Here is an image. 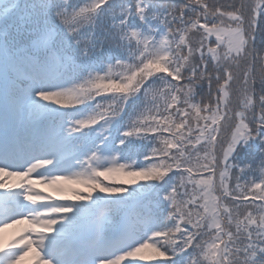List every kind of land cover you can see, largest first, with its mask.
I'll list each match as a JSON object with an SVG mask.
<instances>
[{"label":"snow or ice","instance_id":"1","mask_svg":"<svg viewBox=\"0 0 264 264\" xmlns=\"http://www.w3.org/2000/svg\"><path fill=\"white\" fill-rule=\"evenodd\" d=\"M258 34L264 0H0V264H264Z\"/></svg>","mask_w":264,"mask_h":264},{"label":"trees","instance_id":"2","mask_svg":"<svg viewBox=\"0 0 264 264\" xmlns=\"http://www.w3.org/2000/svg\"><path fill=\"white\" fill-rule=\"evenodd\" d=\"M209 2L211 3V2H213V0H209ZM230 2H233V0H220V3H224V4H227V3H230ZM262 46H264V42H262L261 36L258 34L257 35V39H256V48H257V50H259ZM259 68H260V66L257 65V71H259ZM117 71H118V69H117ZM97 99H99V97ZM197 99H199V98H197ZM121 162H123V161H121ZM141 162H143V161H141ZM101 179L103 180L104 178H101ZM124 179H130V178L126 177V176H123L121 174H114L110 181L109 180H105L104 183L105 184L118 183L119 181H122ZM94 195H96V193H94ZM101 195H103V194L101 193ZM142 255H144L146 257L150 256L151 255V250H146ZM141 264H158V261L144 260V261H141Z\"/></svg>","mask_w":264,"mask_h":264},{"label":"rangeland","instance_id":"3","mask_svg":"<svg viewBox=\"0 0 264 264\" xmlns=\"http://www.w3.org/2000/svg\"><path fill=\"white\" fill-rule=\"evenodd\" d=\"M19 227H23V226H19ZM15 231V229H13Z\"/></svg>","mask_w":264,"mask_h":264}]
</instances>
